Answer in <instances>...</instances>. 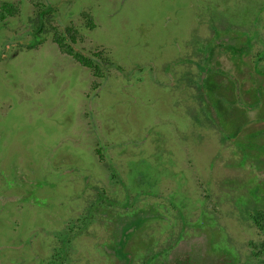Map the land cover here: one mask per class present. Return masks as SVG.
I'll list each match as a JSON object with an SVG mask.
<instances>
[{
	"label": "rangeland",
	"instance_id": "1",
	"mask_svg": "<svg viewBox=\"0 0 264 264\" xmlns=\"http://www.w3.org/2000/svg\"><path fill=\"white\" fill-rule=\"evenodd\" d=\"M5 3L16 13L0 21V264H55L67 230L61 264H142L178 234L173 264L183 254L213 261L214 238L240 262L260 264L250 216L264 213L255 194L264 190V154L252 161L264 152V131L255 133L264 112L228 120L199 84L196 62L218 43L213 34L249 41L259 27L263 38L264 0ZM46 7L54 14L44 42L3 50L9 39L30 40V19ZM64 27L77 32V50L110 64L99 77L60 51L51 34ZM99 193L116 201L102 202L100 217L155 209L145 246L128 241L133 256L115 255L110 218L88 214Z\"/></svg>",
	"mask_w": 264,
	"mask_h": 264
},
{
	"label": "trees",
	"instance_id": "2",
	"mask_svg": "<svg viewBox=\"0 0 264 264\" xmlns=\"http://www.w3.org/2000/svg\"><path fill=\"white\" fill-rule=\"evenodd\" d=\"M16 13L15 8L12 5L9 4H3L0 8V21L4 20L6 16H13ZM52 9L51 7H46L43 10H40L38 14L36 15L35 18L30 19L31 21L29 22V27L31 28V39L30 40H19V41H13L9 39L6 41L3 45V50L7 49L8 47L15 45L17 48H26V49H32L36 47L37 45H40L44 40L47 38V35L50 33V19H52L51 15L52 14ZM85 15V20L87 23V26L92 27V22L90 19V16L87 14ZM2 26L4 25L2 22L0 23ZM29 30H25V33H27ZM53 34V35H52ZM52 38L53 41L57 44L59 47L60 51L63 53L69 54L70 56L73 57V59L78 62L80 65L83 67H86L87 69L91 70L93 75L95 76H100V68L107 69L110 64L106 62L105 59H102L100 53H94L90 55L83 54L80 50H77L76 48V35L77 32L73 30L70 27H64L62 28V33L57 34L55 31H52ZM10 41V42H9ZM4 53L0 55L2 57ZM252 143L255 144V141L252 140ZM254 154V153H253ZM263 153H256L253 155L252 161H258L260 159L261 155ZM255 194H259V197H257V200H263L264 201V190H259L256 189ZM138 196H136L137 199ZM135 199V200H136ZM127 201V199H126ZM109 203V204H116V201H112L110 199H107L103 196V194L99 193V200L93 202L90 205L88 214L92 216L95 214L97 218H100L102 222L104 223L105 221H108L109 218L111 220V224L114 225L113 227V238L111 241V247L112 250H114L116 253L115 255L118 254V250H120V238L123 237V235H127L131 231L128 232L122 231V227L126 226L127 224L129 226H133L138 224V222H141L142 219H145V221H148L150 219H154V208H149L148 210L142 211L145 213L144 217H138V212L140 214L141 210L137 211H125L127 214L123 216H109L108 214H105V216L100 217L101 209L103 205L101 203ZM125 203V202H124ZM129 204L126 202L125 204H122L121 206H128ZM127 209V207H125ZM151 210V211H150ZM109 216V217H108ZM253 224L255 227L259 230L260 233V238L256 242H251V253L252 256H254L257 259V262L260 264H264V213L255 210L254 211V216H250ZM155 220V219H154ZM86 221H90L89 218H86ZM156 221V220H155ZM212 221V220H210ZM157 222V221H156ZM127 232V233H126ZM68 235L64 237L63 244H61V251L63 252L59 260H55V257L60 256V254H55L53 257V261L55 264H61L63 260L67 258L66 251L68 250V246L70 243V240L72 238V235L69 230H67ZM208 234H211V231L208 232ZM181 235L178 234V236L170 241L169 243H165L163 247L160 248V252H156L154 255H150L144 262V257L141 255L139 258L142 259V264H173L174 260H172L169 256L170 251L172 250L173 246L178 242L183 237H180ZM213 240L211 242V246L209 247L211 254L214 256L213 261H204L200 259H193L190 258L188 255H184L186 257H183L185 259V262L182 264H249L248 261L240 262L239 259L234 256L233 254H230L228 252V249L225 247V245L222 243V239L219 241L214 238L211 239ZM224 242V241H223ZM154 245L156 243L154 242ZM144 251L143 253H145ZM181 255L178 256L180 258ZM132 260L126 261V264H130Z\"/></svg>",
	"mask_w": 264,
	"mask_h": 264
},
{
	"label": "flooded vegetation",
	"instance_id": "3",
	"mask_svg": "<svg viewBox=\"0 0 264 264\" xmlns=\"http://www.w3.org/2000/svg\"><path fill=\"white\" fill-rule=\"evenodd\" d=\"M223 7L225 8V4ZM213 35L218 39V43H215L214 48L209 46L207 53H204L202 58L197 57L198 62L196 64L199 66L198 72L200 74L199 84L215 104V109L227 114L228 120L234 119L235 113L237 114L239 111L260 115L264 112V37L261 38L259 27L256 37L249 41L238 33H230L229 35L216 33ZM254 41L261 45V48L255 52L253 51ZM247 55L251 57L247 59ZM225 64H229V67L227 68ZM251 95H253V100L250 99ZM246 115L248 116V114ZM258 120L264 126V116H258ZM237 128L241 130V123L237 125ZM258 131L263 132L264 129L257 130L255 133ZM154 219L158 220L159 218L154 217ZM149 227L150 225L145 219L136 225L129 226L127 224L122 227V231L131 232L120 238L118 254L122 252V249H125L126 255L133 256L132 246L129 245L128 241H132L134 237L138 239L137 244L139 246H145L144 232ZM136 231L137 235H135Z\"/></svg>",
	"mask_w": 264,
	"mask_h": 264
}]
</instances>
